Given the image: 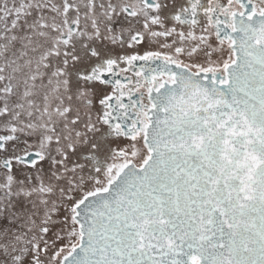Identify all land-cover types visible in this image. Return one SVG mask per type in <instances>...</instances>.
<instances>
[{
    "label": "snow or ice",
    "instance_id": "6c2138e0",
    "mask_svg": "<svg viewBox=\"0 0 264 264\" xmlns=\"http://www.w3.org/2000/svg\"><path fill=\"white\" fill-rule=\"evenodd\" d=\"M0 264H264V0H0Z\"/></svg>",
    "mask_w": 264,
    "mask_h": 264
}]
</instances>
